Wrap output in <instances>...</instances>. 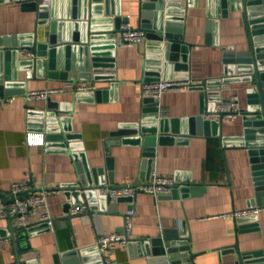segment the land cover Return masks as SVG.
Masks as SVG:
<instances>
[{
	"label": "crops",
	"instance_id": "1",
	"mask_svg": "<svg viewBox=\"0 0 264 264\" xmlns=\"http://www.w3.org/2000/svg\"><path fill=\"white\" fill-rule=\"evenodd\" d=\"M140 2L102 0L96 4L101 7L103 16L113 17L112 8H120L121 16L129 17V22L138 26ZM181 4L185 8L184 35L192 45L186 67L171 68V74L188 73L196 80H215L207 84L206 90H215L222 99L237 95L246 110L252 82L239 79L238 74L225 73L224 62V52L229 46L236 52L250 48L243 9L228 8L225 13L221 0H181ZM72 6L70 2L69 11ZM255 12L264 17V0ZM36 20V12L24 10L21 3L0 2V35L33 32L37 28L39 37L44 39L47 26L37 25ZM145 41L114 48L116 66L108 68L109 72H115L113 79L38 78L34 71L32 76H28L27 69L20 71V78L27 80V93L6 96L0 105V191L11 196L12 184L18 181L28 182L29 187L32 181L36 188L34 192L49 191L54 227L43 226L28 240L21 236L15 241L9 232V218H0V238H6L0 242V264H16L19 247L27 241L35 251V256L30 258L31 264H88L98 253L91 249L98 236L122 230L125 212L131 207L135 208V214L130 240L115 244L114 264H152L151 256L145 252L144 241L168 230H184V234L175 238L191 245L192 264H238L236 243L242 251H261L257 258L264 264V207L256 218L248 220L256 225L247 230L237 228L236 218L222 216L233 210L259 206L255 202L256 188L247 146L225 142L226 138L244 134V116L241 113L233 119L224 118L222 138L210 128L207 133L202 122L193 125L192 132L188 118L202 114L201 90L195 86L167 90L159 99L162 114L181 119V131L174 134L176 138L170 142L157 144L151 177L155 173L172 176L180 185L195 184L201 191L185 196L182 193L172 195L171 191L156 198L140 190L120 201L112 198L116 202L114 208L108 205L101 212L94 211L90 215L86 212L87 206L83 211L72 212L77 204L86 203L77 202L59 188L64 182L77 179V163L84 165V159L91 168H103L102 175L108 178L107 160L111 158L117 184L141 181L142 144L111 140L112 132L119 127L142 119ZM20 54L31 55L26 50H21ZM105 70L102 67L101 72ZM83 83H95L96 89L101 90L99 98L77 96L75 86ZM55 88L63 89L44 98L27 95L31 90ZM49 100L55 115L61 121L63 119L61 123L70 132L81 135L73 140L82 142L83 147L70 150L69 147L48 145L46 139L42 144L28 142L30 132L39 135L41 131L30 129L27 104L44 107ZM210 104V100H205V111L212 113H203L204 118H214ZM83 151L85 158L83 154L78 157L73 154ZM143 170L147 174L148 165ZM4 203L0 195V204ZM39 218V214L31 216L28 223L38 224ZM73 248L90 249L83 254L64 255Z\"/></svg>",
	"mask_w": 264,
	"mask_h": 264
},
{
	"label": "water",
	"instance_id": "2",
	"mask_svg": "<svg viewBox=\"0 0 264 264\" xmlns=\"http://www.w3.org/2000/svg\"><path fill=\"white\" fill-rule=\"evenodd\" d=\"M9 0H0V2ZM102 0H52L50 4H39L35 1L21 2L24 10H34L37 16V25L45 24L44 39L39 37L38 29L33 32L21 34L0 35V105L6 96L27 93V80L20 78L21 70L32 69L35 77L62 78V79H113L115 72H109L108 68H114L115 64V41L110 34L121 30L122 21H129V17L121 16L120 8H112L111 13L115 16H103L102 10L97 2ZM140 16L138 27L146 31L147 39L145 50V81H154L160 78H185L188 73L171 74V68L183 69L189 58L191 43L184 35V14L185 8L181 0H140ZM72 2V10L69 11V3ZM262 3V0H221L224 12L228 8L243 9L248 32L250 35V48L246 51L236 52L229 46L224 52L226 62L225 73L238 74L239 79L252 82L248 92V108L243 109L244 134L237 137L226 138L225 142H233L245 145L248 148L249 157L252 163L254 182L256 188L255 202L264 205V17L255 10ZM107 13H110L106 9ZM110 13V14H111ZM70 17L72 19H70ZM67 18V19H66ZM84 19V20H83ZM210 21V20H209ZM209 41V40H208ZM21 50L28 51L30 56H22ZM102 67L107 70L101 72ZM72 70H76L73 71ZM223 80H228L224 78ZM215 80L204 81L196 88L201 90L202 107L201 113L190 116L188 122L193 125L197 122L204 124L205 131L219 134L222 138L221 126L223 118H204L205 100L211 101L213 111L216 103L222 98L215 90H206L207 84ZM221 81V80H220ZM194 87V86H193ZM216 88V87H213ZM101 90L76 91L77 96L95 95L99 98ZM143 114L142 119L129 124H124L112 132L114 142H125L142 144L143 159L141 181L132 183L139 185L148 183L151 179L153 157L157 144L170 142L175 139L174 134L181 131V119L164 115L160 111L159 99L153 96L142 98ZM28 106L29 126L32 130L41 131L48 145L69 147L76 150L83 147L82 142L73 139L81 137L80 134L70 132L59 117L53 112V103L48 101L47 106ZM62 122V123H61ZM73 140V141H72ZM75 157L79 154L85 158L83 152H73ZM82 157V158H83ZM85 164L77 163L78 177L71 182H64L59 188L69 196L77 199V202L87 204V213L94 211L101 212L106 206L114 208L115 201L109 194L101 192L104 184L110 187H117L127 184H117L111 158L107 160L108 178L103 176V168H91L86 159ZM148 165V173L144 174L143 167ZM32 186L8 196L0 191L5 203L14 202L17 196L27 197L36 188ZM201 191L197 185L187 183L174 184L172 195L182 193L184 196L189 193ZM163 195H160L161 197ZM132 197L121 195L116 201ZM85 213V212H82ZM10 220L9 232L11 237L18 241L23 236L26 240L38 229L46 226L44 221L38 224L27 223L21 226L14 224L15 216L7 215ZM69 217V216H68ZM256 218L255 214L237 217L238 229L245 230L255 227V222L249 219ZM184 234V230L165 231V234H158L149 238L146 243L145 252L151 258L152 264H192L190 262L192 252L191 245L185 244L175 236ZM90 248L78 250L73 248L69 253H84ZM91 249L96 250V246ZM26 250V251H25ZM235 251L238 255V264H263L257 256L261 251H242L235 244ZM35 256L31 249L30 242L19 247L18 262L16 264H31L30 258ZM91 258V256H88ZM95 259L88 264L101 263L100 253H96ZM78 262L81 258L78 257Z\"/></svg>",
	"mask_w": 264,
	"mask_h": 264
},
{
	"label": "built area",
	"instance_id": "3",
	"mask_svg": "<svg viewBox=\"0 0 264 264\" xmlns=\"http://www.w3.org/2000/svg\"><path fill=\"white\" fill-rule=\"evenodd\" d=\"M13 2H25V1H35L39 4H50L52 0H9ZM112 38H114L115 46H134L140 44L147 39L146 31L143 28L131 24V22L126 21L121 26V32L119 34L113 33ZM33 75V70H28V76ZM204 82L202 79L196 80L191 76L185 78H160L154 81H145L142 83L143 95L153 96L160 99L162 94L170 89H189L195 85ZM97 85L95 83H83L75 86L76 91H89L95 90ZM63 88L55 89H39L31 90L28 92L29 98H44L49 96L52 92H57ZM243 108L240 104L239 97L237 95L232 96L228 99H221L218 101L213 109L212 116L216 119L227 118L233 119L240 115ZM29 143H44V135L41 134H28ZM176 180L172 176L153 174L148 183L139 185H122L117 187H110L108 184H104L100 191L107 193L111 198L116 199L121 195H135L138 191L143 190L153 194L158 198L162 194L170 193L173 190ZM29 188L28 182L18 181L14 182L11 187V192L16 194L17 192ZM48 192L42 190L39 192H33L27 197L23 198L17 196L14 202L0 204V218L7 217L8 214L15 216L14 224L16 226H21L28 223V219L31 216L39 214L40 221H44L48 228L52 229L54 227V216L51 213L49 202H48ZM87 205L77 204L72 212L83 211ZM264 206H254L245 209L233 210L231 212L223 213L222 216L225 218H237L239 216L258 214L261 208ZM135 214V208H128L125 212V222L122 230L112 232L110 234H101L96 239L95 245L96 250L100 253L101 260L103 264H114L115 258L113 256L115 252V244L122 243L125 244L130 240V233L133 225V217ZM6 238H0V242L5 241Z\"/></svg>",
	"mask_w": 264,
	"mask_h": 264
}]
</instances>
